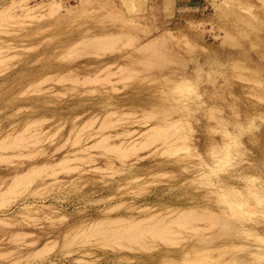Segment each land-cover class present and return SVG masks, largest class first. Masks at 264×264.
Here are the masks:
<instances>
[{"label": "rangeland", "instance_id": "374dc122", "mask_svg": "<svg viewBox=\"0 0 264 264\" xmlns=\"http://www.w3.org/2000/svg\"><path fill=\"white\" fill-rule=\"evenodd\" d=\"M19 1L0 0V143L19 133L39 140L0 144V190L15 194L0 191V264H264V0H58L53 14L47 0ZM105 116L112 125L101 128ZM222 119L258 130L244 159L205 183L198 168L215 163L207 148ZM158 125H170L166 138L183 134L155 142ZM144 133L154 143L141 148L151 142ZM108 145L128 156L100 149ZM22 175L31 183L18 194L11 185ZM192 207L211 220L188 219L192 231L171 225L175 244L88 238L101 231H89L95 221L159 224Z\"/></svg>", "mask_w": 264, "mask_h": 264}, {"label": "bare ground", "instance_id": "6f19581e", "mask_svg": "<svg viewBox=\"0 0 264 264\" xmlns=\"http://www.w3.org/2000/svg\"><path fill=\"white\" fill-rule=\"evenodd\" d=\"M25 1H26V0H25ZM47 1H48L47 4H46L47 7H48V10L46 11L47 14H48V11H51L52 14H53V13H55V12H53V11H58V9L61 8V6H60L61 3H60L58 0H47ZM80 1H81V0H80ZM19 2L21 3L22 1L20 0ZM22 3H23V2H22ZM29 4H31V3H29ZM43 4H44V3H43ZM43 4H41V5H43ZM13 5H15V4H13ZM26 5H27V4H26ZM76 5H77V4H76ZM76 5H75V7H77ZM10 7H11V6H10ZM22 7H24V6H22ZM43 7H44V6H43ZM64 7H65V10H66V9H67L66 6H64ZM8 8H9V6H8ZM35 8H36V6H35ZM44 8H45V7H44ZM6 9H7V8H6ZM6 9L3 10V11H0V15L3 14V13H4V14H3L2 16L6 15L5 13H7V11H8V9H7V10H6ZM21 9H22V8H21ZM31 9H32L31 7H28L27 10H26L27 13H28ZM68 9H69V8H68ZM33 10H34V8H33ZM71 10H72V9H71ZM73 10H74V9H73ZM31 11H32V10H31ZM68 11H69V10H67V12H68ZM51 12H50V13H51ZM41 15H43V14H41ZM41 15H40V16H41ZM31 16H34V15H31ZM0 17H1V16H0ZM26 17H27V16H26ZM28 17H29V16H28ZM96 37H97V36H95V39H97V40L94 39V41H97V42H95V44H98L97 46H99V47H100V46L102 47L103 44L108 43V42L110 41V40L106 41L105 38L103 37L105 42H104V41L99 42L102 36H99L100 39H98L99 37H98V38H96ZM93 38H94V37H93ZM93 38H90V39H93ZM98 40H99V41H98ZM101 40H102V39H101ZM111 42H112V40H111ZM130 42H131V41H130ZM100 43H102V44L100 45ZM109 43H110V42H109ZM152 44H153V43H152ZM106 45H107V44H106ZM108 45H110V44H108ZM153 45H154V44H153ZM153 45H151V46H153ZM154 46H155V45H154ZM99 47H98V48H99ZM103 47H104V46H103ZM105 47H106V46H105ZM107 47H108V46H107ZM156 47H157V45H156ZM153 48H155V47H153ZM0 50H1V49H0ZM154 50H155V49H154ZM152 51H153V50H152ZM155 51H156V50H155ZM0 55H1V54H0ZM1 57H2V55H1ZM1 60H3V57H2ZM1 60H0V62H3V61H1ZM144 60H145V59H144ZM144 60H142V61H144ZM148 60H149V59L146 58L145 61H148ZM145 61H144V63H145ZM149 61H150V60H149ZM150 63H151V64H150ZM144 65H145V64H144ZM146 65L150 66V65H152V62H151V61H150L149 63L146 62ZM124 72H125V71H124ZM122 74H123V73H122ZM122 76H123V75H122ZM125 76H126V75H125ZM130 76H131V74H130ZM123 77H124V76H123ZM126 77H127V76H126ZM119 114H120V113H119ZM108 115H112V114L109 113ZM108 115H107V116H108ZM121 115H122V114H121ZM113 116H114V114H113ZM117 116H118V115H117ZM146 116H147V115H145V117H146ZM108 117H109V116H108ZM104 118H105V120H104ZM104 118H103V121H102L103 123L101 122V125H102L101 128H103V124H107V123L109 122V119H110V117H109V119H108L106 116H105ZM115 118H116V117H115ZM106 119H107V120H106ZM115 120L118 121L119 118H117V119H115ZM120 120H123V119H120ZM120 120H119V121H120ZM104 121H107V123H105ZM110 121H111V120H110ZM119 121H118V122H119ZM165 121L167 122V120H164V122H162V123L165 124V123H166ZM36 122H37V121H35L34 123H36ZM169 122H170V123H169L170 125H174L172 121H169ZM114 123H116V122H114ZM114 123H113V125H114ZM171 123H172V124H171ZM109 124L112 125V122H110ZM109 124H107V125L109 126ZM166 124H168V122H167ZM107 125H104V126H107ZM170 125H166L167 128H166V127H165V128L163 127L164 130H161V131H160L159 129H157V128H154V127H153L154 129L152 128V130H154V131L151 130V127H150V128H147V129H148V131H152V133L150 132V133H151V137L154 136L153 138H154V139L156 138L155 142H158L159 139L161 140L160 137H162V138L164 139V140L162 139L163 141L161 140V142H165L167 139L173 138L172 136H173L177 131L179 132V130H173L172 127H171L170 130H173L175 133H173V134L171 133L172 135L169 133V135H171L170 138H166V136H168V135H167L168 133H165V129H166V132H167V131L169 130V128H170ZM88 126H89V125H88ZM88 126H87V127H88ZM160 126H161L160 129H163V128H162V125H160ZM160 126L158 125V127H160ZM109 127H111V126H109ZM99 128H100V127H99ZM101 128H100V129H101ZM26 129H28V128H26ZM147 129L145 130V133L147 132ZM175 129H177V127H176ZM83 130H84V129H83ZM155 130H156V132H157V133H155L157 137H155V134L153 133V132H155ZM157 130H158V131H157ZM181 130H182V129H181ZM181 130H180V134H183V133L181 132ZM97 131H98V130H97ZM97 131H96V133H97ZM103 131H104V129H103ZM99 132H102V131L99 130ZM99 132H98V133H99ZM127 132H128V131L124 132V133H126L124 136H126V135L129 133V132H128V133H127ZM132 132H133V131H132ZM132 132H130V133H132ZM134 132H135V130H134ZM143 132H144V131H143ZM143 132H142V133H143ZM168 132H169V131H168ZM178 132H177V134L180 135ZM104 133H105V132H104ZM122 133H123V132L120 133V136H121ZM142 133L140 132V134H142ZM145 133H144V134H145ZM19 134H20V135H19ZM19 134H16V137H15V136L12 137V140H11V141H10V139H9V141H7V143H6L7 145L4 144V142H1L0 144L3 143L5 146H8V148H9V145H12V147L10 146L12 149H14V148L17 149V147L20 146L23 142L26 141V144H27V140H28V141H31L30 139H32V136H34V138L36 137L37 140H39L37 134H36L37 136H36V135H32V136L30 137V139H26V140L24 139V138H27L26 135H24V136L22 135V136L24 137V138H23V137H21V133H19ZM33 134H34V133H33ZM107 134H108V133H107ZM109 134H110V133H109ZM140 134H139V135H140ZM146 134H147V133H146ZM146 134H145V136L148 138L150 135L147 136L148 134H147V135H146ZM152 134H154V135H152ZM177 134L174 135V138L177 137ZM17 135H18L19 137H17ZM99 135H101V134L99 133ZM118 135H119V134H118ZM118 135H115V137H117ZM128 135H130V134H128ZM184 135H185V134H184ZM25 136H26V137H25ZM28 136H30V135H28ZM77 136H78V135H77ZM77 136H76V137H77ZM79 136H80V135H79ZM92 136H93V135H92ZM102 136H103V135H102ZM107 136H108V135H107ZM107 136L105 137L106 139H104V140H106L105 143H106L107 140H108L107 138H109V137H107ZM143 136H144V135H143ZM143 136H141V137H143ZM145 136H144V137H145ZM175 136H176V137H175ZM8 137H9V135H8ZM82 137H83V135L81 136V138H82ZM93 137H94V136H93ZM95 137H96V136H95ZM103 137H104V136H103ZM115 137H114V138H115ZM118 137H119V136H118ZM141 137H140V138H141ZM151 137H149V138H150V139H149L150 141H151ZM158 137H159V138H158ZM183 137H184V136H183ZM13 138H14V139H13ZM18 138H19V140H18ZM28 138H29V137H28ZM34 138H33V139H34ZM81 138H80V139H81ZM100 138H101V137H100ZM100 138H99V142L102 143V142L100 141ZM110 138H111V137H110ZM110 138H109V139H110ZM136 138H137V137H136ZM147 138H145L144 140H147ZM165 138H166V140H165ZM178 138H180V136H179ZM178 138L175 139V140L177 141ZM181 138H182V137H181ZM185 138H186V135H185ZM16 139H17L19 142H21V141H23V142H22V143H18V141H16ZM21 139H24V140H21ZM76 139H77V138H76ZM80 139H79V140H80ZM154 139H152V140L154 141ZM157 139H158V141H157ZM182 139H183V138H182ZM6 140H8V139H6ZM6 140H5V141H6ZM13 140H14V141H13ZM37 140L35 139V140H34V141H35L34 143H36ZM97 140H98V139H97ZM97 140L95 139L96 143L93 145L95 148H96V146L98 147L99 145H100V146L102 145V144H100L99 142H98L99 144H97ZM104 140H102V141L104 142ZM121 140H123V139H121ZM175 140H174V142H176ZM179 140H180V139H179ZM15 141H16L19 145H18V144H17V145H14V144H16ZM95 141H94V142H95ZM129 141H131V140H128L127 143H128ZM153 141H151V142L148 141V142L151 143V144H149V143L147 144V143H144L143 141H141V143L143 142L142 145H141V146H140L139 144H138V145H139L141 148H143V147L145 148V145H150V146L153 145V143H154ZM184 141H185V139H184ZM8 142H10V143H8ZM79 142H80V141H78V139L75 141V143H78V144H79ZM122 142H123V141H122ZM159 142H160V141H159ZM166 142H167V141H166ZM171 142H172V141H171ZM171 142H169V143H171ZM34 143H33V144H34ZM105 143H104V144H105ZM107 143H108V142H107ZM107 143H106V144H107ZM118 143L120 144L121 142H118ZM134 143L137 144V143H139V142H138V141H137V142H133V144H134ZM3 144H2V145H3ZM26 144H24V145H26ZM30 144H32V143H30ZM91 144H92V143H91ZM91 144H90L89 146H92ZM96 144H97V145H96ZM104 144H103V145H104ZM133 144H130L132 148H133L134 145H135V144H134V145H133ZM162 144L165 145V143H162ZM167 144H168V143H167ZM22 145H23V144H22ZM22 145H21V146H22ZM24 145H23V146H24ZM117 145H118V144H117ZM130 145H129V148H131ZM132 145H133V146H132ZM143 145H144V146H143ZM0 146H1V145H0ZM5 146H4V147H5ZM15 146H16V147H15ZM21 146H20V148H21ZM83 146H84V145H83ZM89 146H88V147H89ZM93 146H92L91 148H93ZM100 146H99V147H100ZM104 146L106 147V145H104ZM104 146H102V147H104ZM113 146H114V145L110 146V147H112L111 149H113V150H111L110 147H109V145H108V148H109V150H111V152H110L109 150H108L109 152H107L106 149H108V148H100V149H103V151H104V149H105L106 153H112V151H113V152H114V151H115V152H118V151L120 150V149H118V151H117V147L119 148V146H115V147H116V148H115L116 150L114 149ZM120 146H121V145H120ZM139 146H138V147H139ZM168 146H169V145H167V147H168ZM171 146H172V145H171ZM175 146H176V145L172 146V147H173V150H174L175 148H177V147H180V146H176V147H175ZM136 147H137V146H136ZM147 147H149V146H147ZM172 147H169V148L172 149ZM174 147H175V148H174ZM20 148H19V149H20ZM84 148H85V150H86L87 147H84ZM84 148H81V149L83 150ZM126 148H128V147H126ZM126 148H124L125 151L132 150V151H133V154H134L135 151H137V150H135V148H133L134 150H133V149H129V148L126 150ZM149 148H150V147H149ZM169 148H168V149H169ZM19 149H18V150H19ZM97 149H98V148H97ZM124 149H123V147H122V150H120L121 153H120V152L117 153L118 155L120 154V155H119L120 157H124V156H125L124 153H126V157L128 156V155H127L128 152H124ZM138 149H139V148H138ZM166 149H167V148H166ZM168 149H167V150H168ZM177 149H178V148H177ZM18 150H17V151H18ZM88 150H89V149H88ZM152 150H153V149H152ZM86 151H87V150H86ZM115 152H114V153H115ZM122 152H123V155H124V156H122ZM129 152H130V151H129ZM87 153H88V152H87ZM89 154H90V153H89ZM105 155H106V154H105ZM115 155H116V154H115ZM129 155H131V154H129ZM81 156H83V155H81ZM116 156H117V155H116ZM89 157H90V155H89ZM64 158H65V157H64ZM75 158H76V157H75ZM87 158H88V157H87ZM124 158H125V157H124ZM63 160H67V159H63ZM59 161H60V160H59ZM67 161H68V160H67ZM67 161H66L65 163H63V164H66V165H67ZM62 162H64V161H62ZM62 162H61V163H62ZM61 163L59 162V165H60V166H61ZM57 164H58V162H57ZM63 164H62V165H63ZM44 165H45V164H43V166H44ZM51 165H52V164H51ZM51 165H50V167H51ZM111 165H112V164H111ZM34 166H35V165H34ZM48 166H49V165H48ZM48 166H47V169L50 168V167H48ZM57 166H58V165L55 164L53 167H57ZM67 167H68V165H67ZM112 167H113V165H112ZM45 168H46V167L43 168L44 170H43V169H38V172H37V171H36V172H37L38 174H39V173L41 174V173H42V170H43V171H46ZM35 170H37V169L35 168ZM39 170H40V172H39ZM54 171H55V170H54ZM30 172H31V171H30ZM56 172H57V171H55L54 174H55ZM33 173H34V170H32V173H30V174H33ZM37 173H34V174H37ZM44 173H46V172H44ZM52 173H53V172H52ZM52 173H51V174H52ZM25 174H26V173H25ZM27 174H28V173H27ZM27 174H26V175H27ZM38 174H37V175H38ZM26 175H24V176H26ZM52 175H53V174H52ZM24 176L22 175V177L19 176V177H17V178H15V177L13 178V184H12L11 186H12V188H14V186H15L14 191H15V190L17 191V189H18V188H17V187H18L17 185H19V184L22 183V184L20 185V186H22V185L24 184L23 182H29L28 180L31 178L30 175H27V176L29 177V179H28L27 181L25 180L26 177H25V179L23 178ZM39 176H40V175H39ZM37 177H38V176H37ZM33 178H35V177H33ZM24 180H25V181H24ZM33 180H34V179H32V181H33ZM11 182H12V181H10V183H11ZM29 183H31V181H30ZM26 184H27V183H25L24 185L26 186ZM6 185H7V184H6ZM24 185H23V186H24ZM28 185H29V184H28ZM28 185H27V186H28ZM9 187H10V186H9ZM9 187H8V188L6 187L8 190H7V189H6V190L4 189V191H5L4 194L7 195L8 193H7L6 191H8V192H9L8 195H11L10 197H12V195L15 196L14 193L11 194L10 191L13 190V189H9ZM10 188H11V187H10ZM20 188H21V187H20ZM0 191H1V190H0ZM4 191H3V192H4ZM3 192L1 191V193H3ZM1 193H0V194H1ZM6 193H7V194H6ZM17 193L20 194L19 191H17ZM18 194H17V195H18ZM0 196H1V198H2L3 194L0 195ZM4 199H5V198H4ZM0 200H1V199H0ZM5 201H6L5 203L7 204V203H8V202H7L8 200L6 199ZM9 201H10V199H9ZM1 202H2V201H1ZM3 204H4V201H3ZM0 205H1V204H0ZM7 205H8V204H7ZM27 205H28V204H27ZM30 205H31V204H30ZM24 206H25V205H24ZM26 207H27V206H26ZM28 207H29V206H28ZM33 208H34V205H33ZM194 208H195V207H192V209H189V208H188L189 210H187L186 212H183V210H182V211L179 212L180 214L178 213V214L175 215V217H173V218H168V217H167V216L170 214V213H168V212H167V213H168L167 215H165V216L163 215V217H159V218H157V219H159V220L164 219V220H165V221L163 220V221H164V224H163V221H161V222L159 221V224H157V223H158V222H157L158 220H155L154 222L150 223L149 221H151V220H150V219H149V220L145 219V218H144L145 216H143V218H139V219H140V220L142 219V221H144L145 223H146V221H148V222L150 223V224H148V225H145V223L142 224V223H141L142 221H139V219H137L138 221H135V220H132V219H131V221H130V220L128 221V219H127V221H125L126 219H125V220L122 219L123 222H121V220L119 221V220L116 219L118 222H120V223H118L119 225L116 226V227H113V229H112V227L108 228V229L110 230V231H109V230L106 229V228L109 226V223H111L110 221H113V222L115 223L116 220H111V219H110V221H108L109 223L107 222L108 226H107V224H106V221L104 220V223L106 224V228H105L103 225H101L102 227H100V226L98 227L97 225H98L101 221H100L99 223H97L98 221H97V222L95 221L96 224L93 225V224L90 223V224L87 225V227L89 226L88 228L90 229V230H89L90 232H91V231H94V230L97 229V228H98V229H99V228L101 229V231H100V230H95V231L92 233L94 237L90 234V232H89L88 234H90L91 236L88 235V234L85 232V230L82 231V228H83V227H81V229H80V228H77V227H75V228L78 229V230L80 229V231L84 232L83 234L86 233V234L89 236V237L86 236V238H87V237H88V238L91 237V238H94V239H95V238L97 237L96 235H99L98 237L100 238V240H101V237L103 236L104 238H106V237H108V238H114V239L116 240V241H115L116 243H118V241H119V244H120V242H121L122 240H126V242H127L128 244H129L130 242H134L135 245L138 244V243H140V245L138 244L137 246H139V247L143 246V248H145V247L147 248L148 245L146 246V243H145L146 241L144 240V241L142 242L143 238H144L146 235H147V236H150V238L152 237L151 239H153V237H154L155 239H159V238H160V240H162V241H163L164 239H166L165 241L168 240V243H170L169 241L171 240V237H169L170 235H168V234H170V232L172 231V232H171V236H172V234H173V239H174V235H176V234L178 233V229H179V228H178V229H177V233H175V232H176V231H175L176 229L171 228V225L174 224L173 226H175V225L177 224L178 226L176 225V227L181 226V229L183 230L184 228H182V227H185V228L187 227V228H188L189 224H190V226H191V222H192L193 219L197 220V219L199 218V220H202V221L207 220V219H205V217L202 218V213H201V214L196 213L195 210H194ZM22 209H27V208H22ZM22 209H20V211H21ZM30 209H32V208H30ZM198 209H199V208H198ZM28 210H29V208H28ZM36 210H37V207H36ZM201 210H202V209H201ZM24 211H25V210H23V212H24ZM176 211H177V210H176ZM176 211H175V213H176ZM202 211H204V210H202ZM210 211H211V210H210ZM17 212H19V211H17ZM25 212H26V211H25ZM170 212H172V214H174L173 211H170ZM206 212H207V215L210 213V212H208V211H206ZM206 212H204L203 215H206V214H205ZM212 212H213V211H212ZM20 213H21V212H20ZM26 213H27V212H26ZM28 214H29V213H28ZM211 214H213V213H211ZM22 215H23V217H24L26 214L24 215V213H23ZM29 215H30V214H29ZM151 215H152V214H151ZM155 215L158 216L157 213H156V214H153V216H150V217H151V218H154ZM170 215H171V214H170ZM133 216H134V215H133ZM209 216L214 218L213 215H210V214H209ZM209 216H208V217H209ZM20 217H21V216H20ZM109 217H110V216H109ZM109 217H108V218H109ZM121 217H122V216H121ZM150 217L148 216V218H150ZM208 217L206 216V218H208ZM0 218H2V217H0ZM26 218H28V216H27ZM29 218H30V217H29ZM29 218H28V219H29ZM100 218H101V217H100ZM103 218H104V217H103ZM117 218H119V217H117ZM123 218H124V217H123ZM136 218H137V217H136ZM146 218H147V216H146ZM165 218H166V219H165ZM167 218H168V219H167ZM222 218H223V217H222ZM105 219H106V218H105ZM113 219H114V218H113ZM143 219H145V220H143ZM154 219H155V218H154ZM188 219H192V220H188ZM203 219H204V220H203ZM195 220H193V222H194ZM209 220H211V219L209 218L207 221H209ZM213 220H214V219H213ZM102 221H103V220H102ZM117 221H116V222H117ZM152 221H153V219H152ZM188 221H189V222L191 221V222L189 223ZM92 222H93V221H92ZM156 222H157V223H156ZM187 222L189 223L188 226H187ZM195 222H199V221L197 220V221H195ZM93 223H94V222H93ZM114 223H111L110 226H111L112 224L115 225ZM212 223L214 224L213 221H212ZM212 223H211V224H212ZM85 224H86V223H85ZM85 224H84V225H85ZM100 224H102V222H101ZM100 224H99V225H100ZM184 224H185L186 226H184ZM194 224H195V223H194ZM116 225H117V223H116ZM143 225H145V226H143ZM77 226H78V225H77ZM82 226H83V225H82ZM96 226H97V227H96ZM173 226H172V227H173ZM190 226H189V227H190ZM195 226H197V225H195ZM195 226H194V228L196 229ZM78 227H79V226H78ZM87 227H85V228H87ZM95 227H96V228H95ZM103 227L105 228L104 230H102ZM199 227H200V226H199ZM85 228H83V229H85ZM88 228H87V229H88ZM170 228L172 229L171 231H169ZM194 228H192V229L195 230ZM73 229H74V228H72V230H73ZM87 229H86V230H87ZM181 229H180V231H181ZM189 229H191V227H190ZM192 229H191V231H192ZM76 231H77V230H76ZM97 231H98V232L100 231L99 233L102 234V235H100ZM82 232H79L78 235L82 234ZM95 232H96V233H95ZM193 232H194V231H193ZM70 233H71V232H70ZM180 233H181V232H180ZM178 234H179V233H178ZM187 234H188V233H187ZM67 235H68V234H67ZM78 235H77V237H78ZM179 235H180V234H179ZM179 235H177V236H179ZM68 236H69V235H68ZM73 236H75V235H73ZM80 236H81V235H80ZM156 237H158V238H156ZM68 238H69V237H68ZM70 238H72V237H70ZM74 238H75V240L77 239L76 237H74ZM74 238H73V239H74ZM86 238H85V241L89 240L88 238H87V239H86ZM108 238H107V239H108ZM147 238H148V237H147ZM81 239H83V238L81 237ZM81 239H80V240H81ZM97 239H98V238H97ZM114 239L111 240V241L113 242ZM145 239H146V237H145ZM100 240H94V241L97 243V241L100 242ZM146 240H147V239H146ZM175 240H176V237H175ZM71 241H72V240H71ZM81 241H82V240H81ZM81 241H78V242H81ZM83 241H84V240H83ZM101 241H102V242L99 244V246H100L103 242H106L105 244H107V242H108V240L106 241L105 239H104V240H101ZM111 241H110V243H111ZM148 241H149V240H148ZM155 241H156V240H155ZM171 241H173V240H171ZM176 241H177V240H176ZM88 242L90 243V241H88ZM88 242H87V243H88ZM115 242H114V243H115ZM150 242H151V240L149 241V243H150ZM163 242H164V241H163ZM177 242H178V241H177ZM177 242H176V243H177ZM82 243H84V242H82ZM116 243H115V246L117 247V245H119V244L116 245ZM143 243H144V244H143ZM149 243H147V244H149ZM153 243H154V242H153ZM153 243H151V246H153V245H152ZM165 243H166V242H165ZM173 243H174V241H173ZM173 243H172V244H173ZM105 244L103 243L101 246L103 247V245H105ZM121 244L123 245L124 243L121 242ZM141 244H142V245H141ZM166 244H167V243H166ZM174 244H175V243H174ZM107 245H108V244H107ZM113 245H114V244H113ZM122 245H121V247H122ZM131 245H132V244H131ZM170 245H171V243H170ZM105 246H106V245H105ZM105 246H104V247H105ZM108 246H109V245H108ZM110 246H111V245H110ZM124 246H125L124 249H127L126 245H124ZM129 246H130V244H129ZM129 246H128V249L132 248V247H129ZM215 246H216V245H215ZM50 247H52V246H51V243H50ZM50 247H49V249H50ZM211 247H212V246H211ZM218 247H219V246H218ZM42 248H45V250H42L43 252H44V251L47 252V249H46L45 246H43ZM47 248H48V247H47ZM117 248H119V247H117ZM141 248H142V247H141ZM195 248H196V247H195ZM195 248H194V249H195ZM49 249H48V250H49ZM128 249H127V250H128ZM211 249H212V248H211ZM205 250H206V249H205ZM39 251H41V250H39ZM42 251H41V252H42ZM196 251H197V250H196ZM216 251H217V250H216ZM197 252H199V251H197ZM203 252H204V251H203ZM193 253H194V252H193ZM206 253H207V251H206ZM185 254H186V252H185ZM200 254H201V253H200ZM188 255H189V253H188ZM201 255H202V254H201ZM209 255H210V254H209ZM186 256H187V254H186ZM201 257L203 258V256H200V258H201ZM210 257H212V256H210ZM190 258H191V257H190ZM198 258H199V256H198ZM196 259H197V258H196ZM205 259H206V258H205ZM205 259H204V260H205ZM186 260H188V259H186ZM189 260H190V259H189ZM205 262H206V261H205ZM172 264H174V263H172ZM175 264H176V263H175ZM181 264H182V263H181Z\"/></svg>", "mask_w": 264, "mask_h": 264}, {"label": "clouds", "instance_id": "9594fccd", "mask_svg": "<svg viewBox=\"0 0 264 264\" xmlns=\"http://www.w3.org/2000/svg\"><path fill=\"white\" fill-rule=\"evenodd\" d=\"M219 142H212L207 148L208 159L215 161L211 165V169H200V174L203 173V180L207 183L209 180L213 183L214 178H217L221 173H227L232 168L236 167L246 155L244 140L253 131H257L250 121H245L240 126L231 125L228 120L222 119L218 123ZM227 145V148H225ZM199 186V185H198Z\"/></svg>", "mask_w": 264, "mask_h": 264}]
</instances>
